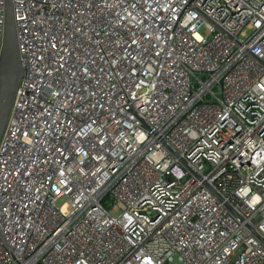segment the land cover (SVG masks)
<instances>
[{
  "label": "built area",
  "instance_id": "obj_1",
  "mask_svg": "<svg viewBox=\"0 0 264 264\" xmlns=\"http://www.w3.org/2000/svg\"><path fill=\"white\" fill-rule=\"evenodd\" d=\"M12 5L0 264H264V0Z\"/></svg>",
  "mask_w": 264,
  "mask_h": 264
},
{
  "label": "water",
  "instance_id": "obj_2",
  "mask_svg": "<svg viewBox=\"0 0 264 264\" xmlns=\"http://www.w3.org/2000/svg\"><path fill=\"white\" fill-rule=\"evenodd\" d=\"M4 1L5 16L0 51V140L25 74L17 45L12 0ZM180 161L185 164L181 158Z\"/></svg>",
  "mask_w": 264,
  "mask_h": 264
}]
</instances>
